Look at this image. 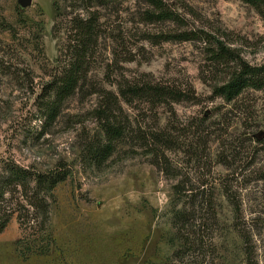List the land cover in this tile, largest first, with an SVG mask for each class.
I'll return each mask as SVG.
<instances>
[{
	"label": "rangeland",
	"instance_id": "obj_1",
	"mask_svg": "<svg viewBox=\"0 0 264 264\" xmlns=\"http://www.w3.org/2000/svg\"><path fill=\"white\" fill-rule=\"evenodd\" d=\"M57 1L62 4L0 0V27L12 28L0 30V161L69 174L55 190L51 251L22 255L15 215L0 235V264H182L171 260L179 247L172 227L173 181L151 164L148 148L133 136L119 142L100 167L87 158L90 144L103 134L98 113L106 99L119 97L120 87L146 84L178 91L181 98L160 105L137 99L122 104L118 118L136 132L174 133L177 142L168 155L179 180L233 183L255 261L264 264V92L251 90L225 102L214 87L227 79L228 68L211 60L220 42L250 65H264V15L244 0H165L181 22L151 23L145 20L152 11L148 0L102 2L96 9L101 37L85 88L47 125L42 90L62 58L55 38ZM65 5L66 13L82 9L72 0ZM184 31L190 41L167 40ZM223 190H216L218 224L205 261L247 264Z\"/></svg>",
	"mask_w": 264,
	"mask_h": 264
},
{
	"label": "trees",
	"instance_id": "obj_2",
	"mask_svg": "<svg viewBox=\"0 0 264 264\" xmlns=\"http://www.w3.org/2000/svg\"><path fill=\"white\" fill-rule=\"evenodd\" d=\"M54 3L56 13L55 38L60 39L59 67L51 80L43 87L45 95L40 111L45 124L53 125L60 117L67 102L85 88L90 71L91 57L95 54L101 37L100 17L96 9L106 0H72L82 3V9L66 13L65 3ZM152 11L145 12V20L155 22H181L177 12L165 0H148ZM256 12L264 15V0H244ZM80 7V8H81ZM1 31H11L9 25H1ZM61 33L64 38H61ZM190 41L187 31L169 35L167 40ZM212 49V61L224 65L227 79L214 87L216 96L231 103L248 91L264 92V65L253 66L245 62L237 51L217 42ZM180 92L164 90L152 85H127L119 88V97H108L98 115L102 120L103 134L97 143L87 149L88 161L95 167L104 165L117 151L119 142L126 138L142 143L152 157L151 164L173 181L172 227L179 247L171 260L182 264H206L205 249L211 244L218 224L216 190L220 186L223 195L233 209L235 230L244 242L247 264H257L254 258L252 239L243 216V205L233 183L204 179L179 180L176 165L168 151L176 144L174 133H146L141 128L132 130L131 122L122 121L117 112L123 113L122 104L132 106L137 99H145L153 105L166 101H179ZM114 96V95H113ZM68 171L38 172L14 162L0 161V235L11 219L17 215L21 238L18 251L24 255L46 254L51 251L54 239L50 232L51 208L55 204V190L68 179ZM202 258L204 261H201Z\"/></svg>",
	"mask_w": 264,
	"mask_h": 264
},
{
	"label": "water",
	"instance_id": "obj_3",
	"mask_svg": "<svg viewBox=\"0 0 264 264\" xmlns=\"http://www.w3.org/2000/svg\"><path fill=\"white\" fill-rule=\"evenodd\" d=\"M24 5H29L32 0H21Z\"/></svg>",
	"mask_w": 264,
	"mask_h": 264
}]
</instances>
